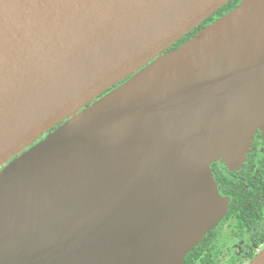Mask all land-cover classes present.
<instances>
[{"label": "water", "instance_id": "obj_1", "mask_svg": "<svg viewBox=\"0 0 264 264\" xmlns=\"http://www.w3.org/2000/svg\"><path fill=\"white\" fill-rule=\"evenodd\" d=\"M230 1L0 0V264H183L223 219L210 164L264 123V0L166 50Z\"/></svg>", "mask_w": 264, "mask_h": 264}, {"label": "flooded vegetation", "instance_id": "obj_2", "mask_svg": "<svg viewBox=\"0 0 264 264\" xmlns=\"http://www.w3.org/2000/svg\"><path fill=\"white\" fill-rule=\"evenodd\" d=\"M210 169L229 207L188 264H246L264 248V123L240 166L218 159Z\"/></svg>", "mask_w": 264, "mask_h": 264}, {"label": "rangeland", "instance_id": "obj_3", "mask_svg": "<svg viewBox=\"0 0 264 264\" xmlns=\"http://www.w3.org/2000/svg\"><path fill=\"white\" fill-rule=\"evenodd\" d=\"M209 25V24H207ZM207 25H205L204 27H206ZM195 36V35H194ZM193 37H190L189 39H187L186 41H184L183 43H181L178 47H176L175 49L171 50H177L179 47H181L182 45H184L185 43H187L191 38L193 39ZM183 47V46H182ZM170 51V52H171ZM167 54V53H164ZM155 61H152L150 63H148L145 68H147L148 66H150L152 63H154ZM142 69L137 70L134 74H132L131 76H129L127 79L123 80L122 82H120L119 84L114 85L113 87H111L110 89L106 90L105 92H103L100 96L96 97L95 99H93L87 106L81 108L79 111H77L75 114H73L72 116L68 117L67 119H65L63 122H61L60 124H57L53 129L49 130L48 132L44 133L42 136H40L39 138H37V140H35L34 142H32L28 147H26L23 151H21L17 156L12 157L11 159H9L6 164L1 167V169L5 168L6 166H10L11 164H15L16 161L19 160L20 156L22 153H24L25 151H27L28 149H32L34 147H36L39 143H41L47 136H49L54 130H56L58 127L62 126L64 123L70 121L71 119L73 120L75 116H77L78 114L82 113V112H86L94 107L100 108L103 105H108L109 103H106L107 100H109L113 97L112 95H114L113 93L115 91H117L120 87H123L124 85H127L129 82L133 81V78L139 76L140 72Z\"/></svg>", "mask_w": 264, "mask_h": 264}, {"label": "trees", "instance_id": "obj_4", "mask_svg": "<svg viewBox=\"0 0 264 264\" xmlns=\"http://www.w3.org/2000/svg\"><path fill=\"white\" fill-rule=\"evenodd\" d=\"M240 0H231L230 2H228L226 5H224L223 7H221L218 11H216L212 16L208 17L201 25H199L197 28H195L193 31L189 32L186 36H184L183 38H181L178 42H176L175 44H173L172 46H170L166 52H169L173 49H175L176 47H178L181 43H183L184 41H186L187 39H189L190 37H193L197 31H199L200 29H202L205 25L213 22L214 20H216L217 18L223 16L224 14H226L227 12L231 11L232 9H234L238 4H239ZM198 251L197 247H194L184 258L185 264H188L191 261V256L192 254L196 253Z\"/></svg>", "mask_w": 264, "mask_h": 264}]
</instances>
